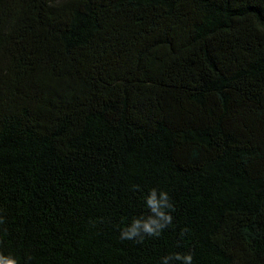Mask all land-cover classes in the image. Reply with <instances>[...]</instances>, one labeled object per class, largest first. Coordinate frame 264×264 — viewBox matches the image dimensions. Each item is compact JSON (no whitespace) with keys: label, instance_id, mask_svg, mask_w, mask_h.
I'll return each mask as SVG.
<instances>
[{"label":"trees","instance_id":"trees-1","mask_svg":"<svg viewBox=\"0 0 264 264\" xmlns=\"http://www.w3.org/2000/svg\"><path fill=\"white\" fill-rule=\"evenodd\" d=\"M0 264H264V0H0Z\"/></svg>","mask_w":264,"mask_h":264}]
</instances>
